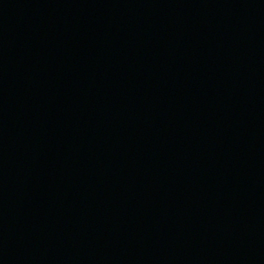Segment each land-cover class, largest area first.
I'll return each instance as SVG.
<instances>
[{
	"label": "water",
	"instance_id": "1",
	"mask_svg": "<svg viewBox=\"0 0 264 264\" xmlns=\"http://www.w3.org/2000/svg\"><path fill=\"white\" fill-rule=\"evenodd\" d=\"M0 264H264V0H0Z\"/></svg>",
	"mask_w": 264,
	"mask_h": 264
}]
</instances>
